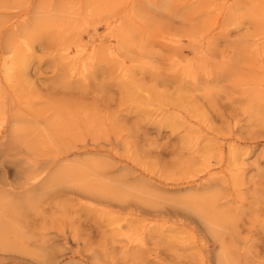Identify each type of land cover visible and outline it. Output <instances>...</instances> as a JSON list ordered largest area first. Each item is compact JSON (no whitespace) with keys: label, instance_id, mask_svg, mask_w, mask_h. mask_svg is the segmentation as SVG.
Listing matches in <instances>:
<instances>
[{"label":"rangeland","instance_id":"obj_1","mask_svg":"<svg viewBox=\"0 0 264 264\" xmlns=\"http://www.w3.org/2000/svg\"><path fill=\"white\" fill-rule=\"evenodd\" d=\"M120 2L103 0L98 7L92 5L96 14L79 20L78 27L52 43L73 47L79 38V43L87 46L82 55L88 66L85 102L97 106V120L103 123L97 128L81 123V130L72 133L71 127H65L61 139L55 137L60 147L44 152L51 157L67 149L72 161L95 164L107 171V177L125 180L126 186L152 184L156 190L167 189L165 195L176 196L213 192L230 228L223 239L235 240L228 248L236 249V263L264 264V40H257L264 34V0H149L145 17L124 10L130 4ZM224 2H232L238 21L230 19L205 32L201 17L214 18ZM112 15L118 20L115 36L109 38L105 20ZM93 27L94 36L104 35L101 40L90 38ZM183 34L202 39V46L208 42L211 53L224 55L222 65L227 74L201 83L200 88L181 79L182 65L172 60V52L161 42L179 35L183 52L194 58L197 47L185 46L188 38ZM92 42L94 56L88 55ZM105 46L109 50L101 51ZM36 52L45 55L49 51L42 47ZM39 61L34 59L28 69L29 81L37 86L33 91L30 88L34 108L41 110L51 103L61 111L68 95L81 92L82 87L69 83L66 77L62 83L71 86L67 96L52 91L49 99L41 100L40 92L51 90L52 78L60 69L49 60ZM119 65L126 72H119ZM228 143L233 144L232 151L227 149ZM209 168L220 172L214 185L188 188ZM223 171L232 175L230 179H224ZM224 198L228 199L225 204ZM87 202H91L87 195L77 193L51 198L39 213L29 215L32 227L41 231L50 228L58 235L55 248L65 250L64 260L81 264H202L195 256L196 249L176 250L175 245L183 239H166L170 234L166 231L159 234L155 230L145 237L148 252L128 250L119 240V231L111 229L116 219L105 218L128 210L114 212V207L93 202L104 208L105 214L86 213L79 204ZM138 214L139 219L147 217ZM92 219L104 222L88 227L86 221ZM139 219L134 229L139 227ZM67 228L78 243L62 237ZM127 230L122 226L120 231Z\"/></svg>","mask_w":264,"mask_h":264},{"label":"bare ground","instance_id":"obj_2","mask_svg":"<svg viewBox=\"0 0 264 264\" xmlns=\"http://www.w3.org/2000/svg\"><path fill=\"white\" fill-rule=\"evenodd\" d=\"M102 1L0 0V264H81L79 261L71 263L64 260L65 250L55 248L57 240L54 238L58 235L50 228L37 230V227H32V218H29L30 214L39 213L51 198L70 197L76 193L87 195L91 200L79 204L86 213L105 214L104 208L108 207L116 208L114 212L128 210L122 215L105 217L108 220L116 219V224L111 229L119 231V240L123 241V246L128 250L148 252L144 248L145 237L155 230L159 234L166 231L170 233L164 236L166 239H183L182 243L175 245L176 250L196 249L195 256L202 264H237L234 256L236 249L228 248L235 240L223 239V233L230 228L225 222L226 215L218 210L219 203L213 192L176 196L165 195L167 189L156 190L152 184L126 186L125 180L107 177V171L97 169L95 164L82 159L72 161L68 158L67 149L64 153L54 152L51 157L44 152L60 147L58 145L61 143L55 137L62 136L65 127H71L72 133L81 130V123H87L90 128H97L103 123L97 120L100 115L97 106L85 102L88 66L83 63L82 55L87 46L83 47L79 38L73 47L69 44H52L78 27L79 20L96 14L91 6L98 7ZM148 1L121 0L120 3H129L128 8L123 7L124 10H134L137 15L143 14L145 17L149 10L145 4ZM225 2L214 18H200L201 29L207 32V29L209 31L218 24L222 26L228 20L236 19L234 8L230 7L232 2ZM154 3L157 4L156 1ZM117 20L118 17L114 16L105 20L106 29L110 30L109 38L115 36L113 32ZM94 33L96 34L95 30L90 35L94 41L98 38L101 40L104 36H94ZM183 35L188 38L185 46L192 49L197 47L192 50L194 58L187 57L183 52V41L179 35V38L167 36L161 42L172 52V60L182 65L181 79H185L194 88H200L201 83L227 74L228 71L222 65L224 55L211 53L208 42L201 45L202 39ZM259 39L264 40V34L257 40ZM42 47H48L49 52L45 55L38 54L36 49ZM101 49L106 52L109 46ZM88 52L90 56L95 55L93 42ZM36 58L41 63L49 60L60 69L56 77L52 78L54 85L51 90L40 92L41 100L49 99L52 91H60V94L66 95L71 87L62 83L66 77L70 78L69 83L82 87L81 92L75 95L67 94L69 98L65 99V105H62L64 107L60 106L61 111L51 103L41 110L34 108L30 88L33 91L37 86L29 81L28 69ZM260 62L259 59L258 67ZM117 69L119 72H126L120 65ZM27 84L31 87L28 88ZM112 117H115L114 112ZM227 149L232 151L233 144L228 143ZM12 163L14 166H11ZM219 173L209 168L203 177L188 188L207 189L206 187L214 185L215 176ZM229 174L223 171L222 176H226L224 179L227 180L232 176ZM93 202H102L104 208H99ZM227 202L228 199L224 198L223 203ZM138 212L147 217L139 219ZM138 219L140 225L134 229L133 224ZM86 222L91 227L103 224L104 220L92 219ZM122 226H127L128 230L121 232ZM74 236L70 228L62 234L63 238L78 243ZM105 253L103 250L104 255Z\"/></svg>","mask_w":264,"mask_h":264}]
</instances>
